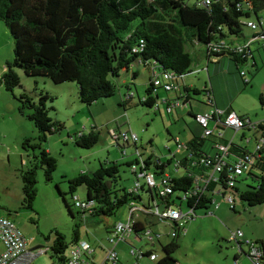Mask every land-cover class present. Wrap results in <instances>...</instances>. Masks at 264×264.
<instances>
[{"label": "trees", "instance_id": "obj_1", "mask_svg": "<svg viewBox=\"0 0 264 264\" xmlns=\"http://www.w3.org/2000/svg\"><path fill=\"white\" fill-rule=\"evenodd\" d=\"M263 9L264 0H0V20L13 41V57L5 62L0 81L11 92L16 87L21 88L20 72L34 78L35 83L40 78L49 79L55 84L75 82L79 101L90 105L115 95L121 73H129L133 79L138 74L136 70L145 68L150 71L149 83L139 102L150 107L157 101V95L152 92L160 88L153 84L155 76L172 72L175 82L185 75L194 62L190 48L195 45H201L208 58L227 56L236 66L247 62L248 58L253 59V51L249 47H233L227 39L241 36L243 28L249 27L248 20L259 23V13ZM255 41L264 45L260 38ZM253 65L257 70L255 61ZM241 71L238 73L243 83L248 85L249 80H245V72L241 75ZM204 91L211 93L206 89H192L194 94ZM14 97L19 112L37 131L36 138L26 137L21 143L26 152L31 151L30 164L20 173L21 204L33 210L37 194V170L42 169L45 181L50 182L57 165L55 157L43 147V142L49 134L62 130L64 125L50 116V110H54V107L49 103L54 101L55 95L48 91L35 86L32 90L21 89ZM190 98L185 96V102H189ZM260 103L264 104L262 95ZM254 131L264 136V125L258 124ZM206 139L193 137L186 144L190 156L177 162L183 174L168 177L167 180L171 193L166 196L159 194L158 184L146 185L147 192L166 203L180 205L185 202L186 207H193L194 212L210 208L216 196L214 189L219 190L217 196L231 197L229 205L232 210L235 196L249 207L262 204L264 150L263 155L237 177L232 186L222 173L215 182L202 187L197 181L207 178L211 170L210 165L201 161L207 154L202 147ZM98 140L99 132L95 126L87 134L81 133L74 139L77 146L87 149ZM228 147L229 152L237 156L244 152V148L234 142H229ZM135 162H138L137 159ZM142 163L144 167H140L141 171L150 165L149 159ZM120 165L104 160L94 171L78 173L68 179V194L73 200L77 196L74 195L77 187H85L86 198L83 201L89 204L85 210L80 207L81 214L101 220L141 199L138 191L144 189L143 185L137 192H131L120 184ZM153 167L154 174L159 175L164 164L154 162ZM247 179L252 182L239 186ZM159 184L163 186L164 183ZM58 193L63 197L59 190ZM185 193L189 195L182 199ZM65 205L73 216L68 202L65 201ZM174 223L177 232L171 235L170 241L161 245L163 253L157 264H178L173 253L179 247L176 238L180 227ZM141 225L134 222L132 231H146V227ZM75 230L70 239L57 229L50 231L53 237L48 249L61 264L67 260L66 249L77 241ZM50 233L44 238L49 240ZM245 239L252 240L242 237L236 242L228 241L234 242L251 258ZM252 241L264 251V242L257 239ZM150 253L147 251L146 254ZM260 260L264 264V257Z\"/></svg>", "mask_w": 264, "mask_h": 264}, {"label": "rangeland", "instance_id": "obj_2", "mask_svg": "<svg viewBox=\"0 0 264 264\" xmlns=\"http://www.w3.org/2000/svg\"><path fill=\"white\" fill-rule=\"evenodd\" d=\"M264 15V9L259 13ZM243 34L248 35L251 31L247 27L242 30ZM238 37L237 39H240ZM195 49H201V45H195ZM253 50V57L258 67L255 70L253 59H248L247 62L241 65L242 71L250 78L251 86L248 85L246 90L238 95V101L244 107V101H255L254 104H248L249 116L255 118L253 109H260L259 99L256 96L259 87L264 85V45L262 42H255L251 46ZM257 47V49H256ZM192 50V47L190 48ZM193 52V51H192ZM194 52V56L197 55ZM13 57V41L6 29L4 22L0 20V74L4 70V65L7 60ZM197 57V56H196ZM199 60H202L201 58ZM206 61V60H204ZM205 62H203V65ZM201 73L195 74L198 76ZM20 87H16L12 92L5 89L0 81V216L11 217L21 233L27 241V248L33 256L25 264H61L55 257L51 256L48 246L51 243L53 234L50 233L52 229H57L62 232L67 239L72 237V230L77 223L76 230L79 232L83 240L88 241L97 253H102V250L109 247L107 236L111 232H107L103 222L99 218L82 217L80 220L81 208L76 206L74 200L68 194V179L77 174L78 167L95 170L99 163L108 160L114 161L117 156H121L118 148L114 145V140L110 137L108 132L107 119L112 115L113 123L120 125L124 118L130 123L131 132L136 133L138 138H142V148H145L148 153L152 150L155 155H165L163 145L170 142L173 151L176 149L174 141H168L169 131L173 135H177L181 141H184L182 134H190L189 126L194 123L191 115L187 114L189 107H184V116L176 118L175 113L169 116L161 103L160 110L140 104L139 98L145 95L146 81L145 77H126L128 85L134 92L136 88L137 94L134 96L132 102L127 104V116L119 118L120 110L116 99L119 98V92L127 91V84H124L123 79L126 73H121L118 79V89L115 95L106 99L99 100L93 104L86 105L79 101L77 96V85L75 82H64L55 84L46 78H40L35 83L34 78L26 76L20 72ZM194 76V75H192ZM181 82V79L179 80ZM135 83V88H134ZM40 90H46L50 94L55 95L53 102L49 103L54 107L50 110V116L53 119L63 123L64 128L59 132L49 134L46 141L43 142V147L52 154L57 162L56 169L53 172L52 180L46 182L44 179L42 169L37 170V194L33 201V210L26 209L22 206V191H21V177L22 169H25L30 164L31 151L26 152L21 143L26 137L36 138L37 131L31 122L22 115L17 108V101L14 95H18L21 89L32 90L34 87ZM129 92V91H128ZM176 90H169L170 98H174ZM161 96L163 92L158 90ZM250 96L249 100H244L245 96ZM201 101V99H197ZM113 104L110 112L103 107ZM128 103V102H127ZM194 111L202 108V103L191 101ZM202 104V105H201ZM180 108H183L181 106ZM250 109V110H249ZM175 121H173V119ZM121 121V123H119ZM96 123V131L99 132L98 142L91 148H82L76 145L74 139L76 135L81 133L87 134L91 130V124ZM195 124V123H194ZM188 125V126H187ZM191 127V126H190ZM143 128H146L142 131ZM227 131V138L234 133L237 134L235 140L241 136L242 130ZM218 129H213V134L208 136V139H215L218 137ZM246 132V136H251V142L244 144L248 149L252 148L254 143V133ZM258 134L256 133V136ZM152 137L153 146L147 144L146 137ZM179 140V141H180ZM208 142V140H206ZM112 145V146H111ZM110 146V148H108ZM127 153L133 151V147H127ZM141 149V148H140ZM132 155L124 156L130 159ZM138 159H141L137 156ZM134 158V157H133ZM120 173L122 180L120 184H127L128 166L125 163L120 166ZM172 165L166 166L165 170L171 169ZM247 179L242 183H250ZM252 182V181H251ZM58 185V189L56 188ZM58 190L63 193V197L59 195ZM143 193V194H142ZM144 200H148L147 194L142 192ZM74 195L80 200H85L86 191L84 186L77 187ZM231 195V194H230ZM216 203L210 205L209 210L197 209L192 216V219L183 222L178 231L177 242L178 249L173 253L174 258L178 264H254L251 258L246 256L239 247L234 243L228 241L230 232L240 229L243 232V237L252 240L257 239L264 242V202L255 206H247L242 202L238 196H235L234 209L232 210L229 203L223 200L221 195L215 196ZM68 202L72 210L73 216L69 213L65 205ZM217 204V206H216ZM138 204H136L137 206ZM181 209L186 211L185 202L181 203ZM128 211V206H123L118 212L108 218V222H116V220L124 221ZM211 211V214L208 213ZM207 212V213H206ZM126 213V214H125ZM149 219L154 221L153 225L149 224ZM145 222L146 228H152L160 234V242H148L143 237V231L140 232L142 236L130 233L129 243H120L116 250L118 252V264H155L150 260L144 251L152 250L158 260L162 255L163 244L170 241L171 238V222L158 221L155 217L149 218ZM89 220H93L89 222ZM149 225V226H148ZM172 231V230H171ZM170 232V234H169ZM50 233V239L44 237ZM139 233V234H140ZM136 250V258L129 253L131 248ZM123 249V250H120ZM141 250L143 256L138 257V251ZM70 247L66 249L65 256L68 258ZM104 252V250H103ZM98 261V260H97ZM65 264H70L68 259Z\"/></svg>", "mask_w": 264, "mask_h": 264}, {"label": "crops", "instance_id": "obj_3", "mask_svg": "<svg viewBox=\"0 0 264 264\" xmlns=\"http://www.w3.org/2000/svg\"><path fill=\"white\" fill-rule=\"evenodd\" d=\"M260 18L264 19V15L260 14ZM247 28L250 29V31H251L248 35L242 34L240 39H237L238 37L237 38H230V39H227V42L233 47H238V46L239 47H249V49L251 50L252 44L255 42L258 43L259 41H255L257 39V37L253 36V34H255L256 32L250 27H247ZM256 49H257V47H256ZM192 51H193V54H194V52L198 51L197 55H196L197 57L194 56V62L191 65L190 70L185 75L178 77L176 79V81H175L176 88L173 89V90L177 91L175 97L170 98L168 91H165L162 88L155 89L154 92H152V94L157 95V101H156L155 105L153 104V106H151V107H153L154 109L159 111L160 110L159 105L161 103H164L165 106H163L162 104L161 105L163 106L165 112L169 116H172V113H175L176 118H179V117L182 118L184 116V110L183 109H185L184 107L188 106L189 110L187 111V114L191 115V117L195 123V124L191 123L190 124L191 127L189 126L190 134H188V135L182 134L183 138L185 139L184 141H181L177 135L176 136L173 135L172 132L168 130L169 137L167 140L171 141V142L174 141V144L176 145V149L174 151L172 149V145L169 144L170 142L169 143L166 142L163 145V147L165 149V155H162L160 157V156L155 155L152 150L150 151L151 153H148L145 148H142V145H143L142 140L143 139L141 137L138 138V141L135 144H132V143H130V142H128L122 138L121 134L124 131H127L128 134L134 133V132H131L132 128L129 124L130 122L126 118L123 119L124 116L125 117L127 116V113H125L127 110L126 109L127 104H130L132 102L134 96L137 94L136 88H135V83H134V88H135L134 92L131 89V87L128 85L129 83H127L126 77L129 76L132 79V76L129 73H126V76L123 79L124 84H127V86H128V87H126L127 91H125L124 93L119 92V98L116 99V101H115V103L118 102L117 104H118L120 110L123 109V112L120 113L121 115L119 116V118H121V120L123 119V121H122V123H121V121L119 122V123H121L120 125H118L117 121H116L115 126H114L112 115L110 117H108V119H107V124L109 126V128H108L109 135L114 140V145L118 148L120 155H121V156L118 155L117 159H115L114 162H116L118 164H123V163L126 164V163L130 162V163L136 165L137 163L140 162V159H138V157H137V156H139L141 158V160L149 159L150 165L147 166V168H149V172L154 171L153 170L154 169V167H153L154 162H156V164H164L162 172L159 175L158 174L154 175V179H155V182L157 184L160 183V181L162 180L163 177L168 176V177L172 178V176L175 177V176H180L183 174L182 168L177 166L176 162H178V160L183 158V157L190 156V150H188L186 144L193 137H201V133H202L201 132L202 131L201 126L194 119V117L192 115L203 114V113L209 112L211 109V106L205 100V94L207 92L204 91V93H202V94H200V93L194 94L192 92V89L210 90L212 97H213V100H214V104L218 108H222V109L228 110V111H234L239 116L249 117L253 121L264 120V104L260 103V96L261 95L263 96V100H264V85H263V87H259L258 92L256 93V96L259 99L260 109L259 110H256L257 108L253 109L254 114L256 116H255V118H252L249 116V113H248L249 112L248 111V106H249L248 104H254L255 105V101L250 100V101H248V103H246L244 101V107L238 101V95L240 93H242L243 91H245L246 87L248 85L251 86V83H252L250 81V78L246 76V73H245L244 78L249 80V84L245 85L243 83L242 78L238 73L239 70L240 71L243 70V68L241 67L242 64H239V65L237 64V66H236V63L232 59H230L227 56H222V55L217 56V57L208 58L202 48L199 50L198 49L196 50L195 47H192L191 52ZM200 58L202 60H199ZM248 59H251V58H248ZM204 60H206V61H204ZM253 61H255L254 58H253ZM203 62H205L204 65H203ZM136 71L138 72L136 77H145L144 80L146 81V87H145V89H146L148 86V83H149L150 71L148 69H145V68H140ZM197 73H201V74H199L198 76H195V74H197ZM192 75H194V76H192ZM180 79H181V82L179 81ZM186 88H190V90L189 89L186 90ZM158 90H161L163 92V94H161V96L158 94ZM1 95L2 94L0 93V97H1ZM185 96L191 97L192 99L190 98L189 102H185ZM249 97H250L249 95L245 96L244 100H246V99L249 100ZM142 98H139V99H142ZM197 99H201V101H198ZM191 101H196V102L202 103L204 106L202 108L198 109V111L196 112V111H194V109L192 107ZM176 102H178V105H174ZM167 104L172 107L169 112H167V110H166ZM181 106H183V108H180ZM103 107L106 110L110 109V112L113 113V111H111L113 104H110L107 106L106 103H104ZM17 108H18V104H17ZM0 110H1V106H0ZM171 118L173 119V117H171ZM222 119H223V116H222ZM222 119L221 118L220 119L215 118V119L211 120L209 123V125L211 127L218 129L220 132H218L217 138L208 139V137H207L206 140H208V142H206V140H204L202 147L206 151L207 154H211V155L216 154L217 150L214 146L215 143L227 144L228 142H234L240 146H244L243 143H244L245 138H251V136H249V134H248V136H246V132H244V131L252 132V134L254 133V138H256V133H255L254 129H248V128L239 129V130H242V129L243 130H242L241 136L239 137L238 140H235V137L237 134H234V133L230 136V138H227L226 133H229L227 131H231V130H229V128H231V129H233V128L231 126L224 124L222 122ZM173 121H175V119H173ZM92 126H96V123L91 124V127ZM145 129L146 128H143L142 131H144ZM146 138H147L146 139L147 144L150 146H153L152 137L148 136ZM176 140H178V141L180 140L179 142L182 144V146L178 147L176 144L177 143ZM242 141H243V143H241ZM129 146L133 147V151L130 153H127L126 148ZM108 148H110V146H108ZM129 155H132L130 157V159L124 158V156H129ZM136 159L138 162H135ZM230 159L233 160V157L230 156ZM131 165L130 166L126 165V166H128V171H129V172H127V175H126L127 176V178H126L127 184H123L122 186L130 188L136 180H140L141 185L144 186V189L139 190L138 192L140 195L142 192H144V194H147L148 200L145 201L143 195H141V199L139 201H134L133 203H130L128 205L127 214L125 213L126 216H125L124 221H126L129 217V209L130 208H137L138 209L141 206H145V207L151 206L153 208L158 207L159 209H161L165 205V202L163 200H160L156 195H153V194L151 195L150 193L147 192L146 184L142 180V175H141V170H140L141 164L136 165L137 167L135 169H132ZM169 165H172V168L165 170L166 166H169ZM155 170H157V169L155 168ZM76 172H78V173H89L92 171L90 169L78 167ZM75 175L76 174L72 175L70 178L74 177ZM197 183H201V180L197 181ZM171 199H170V201H171ZM136 204H138V205L136 206ZM169 204H173V203H169ZM173 205H176V203H174ZM177 206L179 208H181V204L180 205L177 204ZM207 210H209V209H207ZM208 213L210 214V211H208ZM83 216L87 217V216L81 214L80 220L84 219V218H82ZM151 217H155V216H153L151 214H149V215L148 214H142V212H140L138 210V211L134 212L133 220L135 222L141 223L142 224L141 226L145 228V226H147V223L145 222V220L147 221ZM9 219L14 221L11 217ZM190 219H192V218H190ZM92 221L93 220H89V222H92ZM100 221L103 222V225L106 228L107 232L108 231L110 232L113 224L115 223V221L113 223L108 222L107 217L101 219ZM118 221H121V220H119V219L116 220V222H118ZM161 222H163V221H161ZM14 223H15V221H14ZM154 223H155L154 221H151L149 219L150 225H153ZM166 224H169V223L166 222ZM171 224H172V226H170L171 230H175L173 227V225L175 224L174 221H172ZM76 226H77V223H75L74 229H76ZM74 229L72 230V235H74ZM146 230L147 231L150 230L148 235L152 236L151 239H147L144 232H143V235H144L143 237H145L148 242H152V243L154 241L160 242V234L157 231L153 230L151 227L146 228ZM171 230H170V232H171ZM75 232H76L77 240H83L80 237L79 232L77 230H75ZM140 232H142V230ZM140 232L135 233L134 231H132L130 233H133L134 235L137 234L138 238H140L139 236H142V234ZM170 232H169V234H170ZM130 233L125 236V239L123 241H118L116 243V245L114 247L115 250L120 243H123V242L128 243V244L132 243L131 240H129V238H128ZM177 236H178V233H177ZM26 247H27V241H26ZM109 247H110V245H109ZM2 248H3V246L0 243V249H2ZM106 248H108V247H106ZM27 250H30V249L27 248ZM103 250H102V253H97L95 248L93 247V253L90 256V262L102 261L103 256H104ZM120 250H123V249H120ZM147 251L152 252V250H146V251H144L145 255H147L146 254ZM129 253H130V250H129ZM132 256H134L136 258L135 255H132ZM141 256H143V255L141 254ZM155 263H157V262H155Z\"/></svg>", "mask_w": 264, "mask_h": 264}, {"label": "built area", "instance_id": "obj_4", "mask_svg": "<svg viewBox=\"0 0 264 264\" xmlns=\"http://www.w3.org/2000/svg\"><path fill=\"white\" fill-rule=\"evenodd\" d=\"M208 2V0H206ZM247 26L252 28L257 35L255 37L260 38L264 41V19H261L259 23L254 20H248ZM241 75H244V72L241 71ZM245 80H247L245 78ZM153 84L156 87H160L165 91L173 90L176 88L173 73L165 72L160 73L155 76L153 79ZM206 102L211 106L209 112L203 114H195L194 119L199 123L202 129L201 137H208L213 133V127L209 125L210 121L218 118L222 119V122L228 126H231L235 131L241 128L248 129H256L258 124L264 125V120L253 121L249 117L239 116L234 111H227L222 108H218L214 104V100L212 94L207 92L205 94ZM155 105V103H154ZM174 105H178L176 102ZM173 105V106H174ZM153 106V105H152ZM166 110L169 112L171 110V106L166 105ZM258 135L254 138V143L252 144V148L248 149L246 146H242L244 148V152L237 156L229 152L228 143L221 144L215 143V148L217 150L216 154H206L204 158L201 159L202 162L211 166L210 173L208 177L201 180V183H198L200 186L205 187L210 182H215L218 177L224 173L227 179V183L229 185L234 184V180L245 173L255 162L258 157L263 155L264 150V136L257 133ZM122 138L128 142H137L138 137L135 133H127L124 131L121 134ZM117 137V136H116ZM177 141V146L180 147L182 144ZM251 142V138H245L244 143L249 144ZM230 156L233 157V160L230 159ZM143 160L140 159V162L136 165L141 164V168L144 167ZM132 164V169H135L137 166ZM177 165V162H176ZM154 170V169H153ZM142 180L146 185L153 186L157 184L154 179V171L149 172V168L142 169L141 171ZM168 176L163 177L160 182H163V186L160 184L159 194L162 196H166L171 193V188L167 184ZM141 186L140 180H136L133 185L129 188L131 192H137ZM214 192L217 194L219 190L214 189ZM193 193V192H192ZM188 193L182 195V199L188 197ZM74 196V202L76 206L83 208L84 210L88 207L89 203H86L83 200H79ZM223 200L228 202L229 204L232 202V199L229 195L222 196ZM216 203V197L212 199V203ZM217 206V204H216ZM140 211L142 214H151L157 218L159 221L163 222H176L179 226L186 222L188 219L192 218L194 215L193 207H187L186 211L183 212L181 208L177 205L169 204L165 202V205L159 209L158 207H145L141 206L140 208H130L129 209V217L126 221H118L115 222L110 230V235L107 236V241L110 244V247L104 249V256L102 261L100 262H90V256L93 253V247L86 240H77L71 247L68 256V262L70 264H117L119 262L118 253L114 249L116 243L118 241H123L125 236L132 232V226L135 222L133 220V215L135 211ZM211 214V211H210ZM150 230L144 231V234L147 239H151L152 236L148 235ZM177 232V231H176ZM175 234V230L171 231V235ZM243 233L241 230L236 229L230 232L228 236V240L230 241H238L242 239ZM0 243L3 246L0 249V264H25L33 254L30 250H27L26 240L21 233L19 227L8 217L0 216ZM245 243L247 245V249L249 255L254 264H261L260 258L264 257V251L257 245L255 242L249 239H245ZM130 253L136 256V250L134 248L130 249ZM141 251H138V257L141 256ZM150 260L156 261V255L152 252L149 255ZM157 264V263H155Z\"/></svg>", "mask_w": 264, "mask_h": 264}]
</instances>
